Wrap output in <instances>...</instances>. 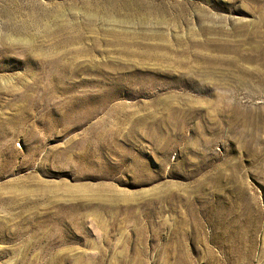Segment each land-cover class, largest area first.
I'll return each mask as SVG.
<instances>
[{
	"label": "rangeland",
	"instance_id": "rangeland-1",
	"mask_svg": "<svg viewBox=\"0 0 264 264\" xmlns=\"http://www.w3.org/2000/svg\"><path fill=\"white\" fill-rule=\"evenodd\" d=\"M262 52L264 0H0V264H264Z\"/></svg>",
	"mask_w": 264,
	"mask_h": 264
},
{
	"label": "bare ground",
	"instance_id": "bare-ground-1",
	"mask_svg": "<svg viewBox=\"0 0 264 264\" xmlns=\"http://www.w3.org/2000/svg\"><path fill=\"white\" fill-rule=\"evenodd\" d=\"M119 9H120V8H119ZM131 9H132V8H131ZM157 11H158V10H157ZM111 12H112V11H111ZM138 12H139V11H138ZM106 13H107V12H106ZM111 14H112V13H111ZM260 23H261V22H260ZM202 33H203V32H202ZM118 34H119V33H118ZM122 34H123V33H122ZM253 34H254V33H252L251 36H254ZM114 35H116V34H114ZM124 35H125V34H124ZM249 35H250V34H249ZM77 36H78V35H77ZM111 36H112V33H111ZM117 36H118V35H117ZM125 36H126V35H125ZM237 36H238V35H237ZM246 36H248V33H247ZM70 37H71V36H70ZM75 37H76V36H75ZM129 37H130V36H129ZM129 37H128V38H129ZM202 37H203V36H202ZM249 37H250V36H249ZM255 37H256V35H255ZM71 38H72V37H71ZM77 38H78V37H77ZM207 38H208V37H207ZM244 38H245V37H244ZM250 38H251V37H250ZM252 38H254V37H252ZM126 39H127V38H126ZM208 39H209V38H208ZM75 40H76V39H75ZM79 40H80V39H79ZM114 40H115V39H114ZM174 40H175V39H174ZM205 40H206V39H205ZM244 40H245V39H244ZM246 40H247V38H246ZM67 41H68V40H67ZM111 41H112V40H111ZM115 41H116V40H115ZM120 41H121V40H120ZM206 41H207V40H206ZM247 41H248V40H247ZM253 41H254V40H253ZM253 41H252V42H253ZM260 41H261V40H260ZM241 42H243V40H242ZM241 42H240V43H241ZM252 42H251V43H252ZM113 43H115V42L113 41ZM210 43H211V42H210ZM230 43H232V42H230ZM233 43H234V42H233ZM244 43H245V42H244ZM111 44H112V43H111ZM116 44H117V43H116ZM118 44H119V43H118ZM120 44H121V42H120ZM122 44H123V41H122ZM202 44H203V43H202ZM215 44H216V42H215ZM222 44H223V43H222ZM254 44H255V43H254ZM254 44H253V45H254ZM262 44H263V43H262ZM236 45H237V44H236ZM251 45H252V44H251ZM124 46H126V44H125ZM137 46H138V45H137ZM216 46H217V45H216ZM225 46H226V45H225ZM248 46H250V45H248ZM261 46H262V45H261ZM126 47H127V46H126ZM152 47L156 48L154 45H153ZM152 47H151V48H152ZM165 47H166V46H165ZM205 47H206V46H205ZM205 47H203V48H205ZM213 47H214V46H213ZM213 47H212V48H213ZM232 47H233V46H232ZM250 47H251V46H250ZM118 48H120V47H118ZM123 48H125V47H122V49H123ZM181 48H182V47H181ZM206 48H207V47H206ZM206 48H205V49H206ZM156 49H157V48H156ZM171 49H172V48H171ZM201 49H202V48H201ZM207 49H208V48H207ZM213 49H214V48H213ZM41 50H42V49H41ZM87 50H88V48H87ZM117 50H118V49H117ZM125 50L127 51L126 48H125ZM129 50H130V49H129ZM149 50H150V49H149ZM192 50H193V49H192ZM216 50H217V49H216ZM225 50H227V49H225ZM249 50H250V48H249ZM82 51H83V50H82ZM123 51H124V50H123ZM123 51H122V52H123ZM143 51H144V50H142L141 52L143 53ZM153 51H155V49H154ZM157 51H159V50H157ZM171 51H172V50H171ZM203 51H204V50H203ZM218 51H219V50H218ZM218 51H217V52H218ZM221 51H222V50H221ZM229 51H230V50H228L227 52H229ZM244 51L247 52L248 50L245 49ZM244 51H243V52H244ZM75 52H79V50H78V51H75ZM128 52H129V51H128ZM138 52L140 53V50H138L136 53H138ZM159 52H160V51H159ZM222 52H224V51H222ZM236 52H237V51H236ZM241 52H242V50H241ZM243 52H242V53H243ZM118 53H119V52H118ZM130 53H131V52H130ZM147 53H148V52H147ZM157 53H158V52H157ZM220 53H221V52H220ZM230 53H231V52H230ZM230 53H229V54H230ZM248 53H249V52H248ZM248 53H247V54H248ZM250 53H251V52H250ZM262 53H264V52H262ZM140 54H141V53H140ZM143 54H144V53H143ZM154 54H155V53H154ZM185 54H186V53H185ZM198 54H199V53H198ZM225 54H226V53H225ZM229 54H228V55H229ZM231 54H233V53H231ZM240 54H241V53H240ZM253 54H254V52H253ZM255 54H256V53H255ZM87 55H88V54H87ZM137 55H139V54H137ZM145 55H146V52H145ZM156 55H157V54H156ZM175 55H176V54H175ZM248 55H249V54H248ZM168 56H169V55H168ZM259 56H260V55H259ZM158 57H159V56H158ZM193 57H194V56H193ZM213 57H214V56H213ZM222 57H223V56H222ZM156 58H157V57H156ZM159 58H160V57H159ZM182 58H183V57H182ZM182 58H181V59H182ZM202 58H204V57H202ZM210 58H211V57H210ZM210 58H209V59H210ZM217 58H218V57H217ZM220 58H221V57H220ZM226 58H227V57H226ZM228 58H230V57L228 56ZM238 58H239L241 61H243V60H247V59H245L243 56H239ZM146 59H148V58H146ZM175 59H176V58H175ZM186 59H187V58H186ZM204 59H205V58H204ZM215 59H216V58H215ZM222 59H224V58H222ZM222 59H221V60H222ZM177 60H178V55H177ZM202 60H203V59H202ZM206 60H208V59H206ZM206 60H205V61H206ZM216 60H217V59H216ZM219 60H220V59H219ZM230 60H231V59H230ZM132 61H133V60H132ZM164 61H165V60H164ZM188 61H189V60H188ZM210 61H211V59H210ZM210 61H209V62H210ZM213 61H214V60H213ZM224 61H225V60H224ZM233 61H234V60H233ZM175 62H176V60H175ZM209 62H207V63H209ZM214 62H215V61H214ZM245 62H246V61H245ZM256 62H259V60H257ZM262 62H263V60H262ZM55 63H57V62H55ZM116 63H117V62H116ZM211 63H213V62H211ZM217 63H218V60H217ZM239 63H240V62H238L237 64H239ZM248 63L252 64V62H248ZM260 63H261V62H260ZM61 64H62V63H61ZM161 64H162V63H161ZM215 64H216V63H215ZM218 64H219V63H218ZM228 64H229V63H228ZM231 64L234 65V63H231ZM245 64H246V63H245ZM162 65H163V64H162ZM223 65H224V63H223ZM225 65H226V64H225ZM242 65H243V67H244V64H242ZM257 65H258V63H257ZM178 66H179V65H178ZM234 66H235V65H234ZM239 66H240V67H238V69H241L242 66H241L240 64H239ZM245 66H246V65H245ZM247 66H248V65H247ZM261 66H262V65H261ZM261 66H260V67H261ZM224 67H225V66H224ZM208 68H209V66H208ZM210 68H211V67H210ZM245 68H247V67H245ZM254 68H255V67H254ZM61 69H62V68H61ZM183 69H184V68H183ZM204 69H205V68H204ZM204 69H203V70H204ZM251 69H252V68H251ZM51 70H52V69H51ZM62 70H63V69H62ZM208 70H209V69H208ZM224 70H225V69H224ZM226 70H227V69H226ZM241 70H243V68H242ZM247 70H248V69H247ZM253 70H254V69H253ZM253 70H252V72H253ZM205 71H206V70H205ZM206 72H207V71H206ZM209 72H210V71H209ZM224 72H225V71H224ZM227 72H228V70H227ZM227 72H225V73L227 74ZM233 72H234V71H233ZM236 72H237V71H236ZM236 72H235V73H236ZM238 72L240 73V70H239ZM238 72H237V73H238ZM243 72H244V70H243ZM255 72H256V71H255ZM53 73H54V72H53ZM57 73H58V72H57ZM239 73H238V74H239ZM248 73H249V70H248ZM210 74H211V73H210ZM210 74H209V75L207 74V75L210 77V76H211ZM243 74H244V73H243ZM245 74H246V73H245ZM249 74H250V73H249ZM196 75H197V74H196ZM205 75H206V74H205ZM234 75H235V74H234ZM241 75H242V74H241ZM256 75H257V74H256ZM227 76H228V75H227ZM227 76H226V77H227ZM229 76H230V75H229ZM238 76H239V75H238ZM242 76H243V75H242ZM247 76H248V75H247ZM247 76H245V77H247ZM263 76H264V75H263ZM222 77H223V76H222ZM236 77H237V76H236ZM253 77H256V76H253ZM257 77H258V76H257ZM259 77H261V76H259ZM210 78H211V77H210ZM223 78H224V77H223ZM237 78H238V77H237ZM242 78H243V80H244V77H242ZM242 78H241V79H242ZM250 78H252V77H250ZM211 79H212V78H211ZM221 79H222V78H221ZM224 79H225V78H224ZM224 79H223V80H224ZM239 79H240V78H239ZM246 79H247V78H246ZM248 79H249V78H248ZM207 80H208V79H207ZM207 80H206V81H207ZM219 80H220V79H219ZM243 80H242V81H243ZM251 80H252V79H251ZM251 80H249V81H251ZM255 80H258V79H255ZM260 80H262V79H260ZM263 80H264V79H263ZM244 81H245V80H244ZM252 81H253V80H252ZM208 82H209V81H208ZM224 82H225V81H224ZM232 82H233V81H232ZM253 82H254V81H253ZM258 82H259V81H258ZM217 84H218V83H217ZM259 85H260V84H259ZM261 86L263 87V85H261ZM218 96H219V95H218ZM218 96H217V97H218ZM214 97H215V96H214ZM215 98H216V97H215ZM217 99H218V98H217ZM194 100H195V99H194ZM219 100H220V99H219ZM221 100H222V99H221ZM194 102H195V101H194ZM218 103H219V102H218ZM213 105H214V103H213ZM215 105H216V101H215ZM217 106H218V105H217ZM224 106H225V105H224ZM194 107H195V106H194ZM198 108H199V107H198ZM215 108H216V107H215ZM226 108H227V106H226ZM169 109H170V107H169ZM167 110H168V109H167ZM171 110H172V109H171ZM213 110H214V109H213ZM221 110H222V108H221ZM225 110H226V109H225ZM167 112H168V111H167ZM251 112H252V111H251ZM245 113H246V112H245ZM127 114H128V113H127ZM246 114H247V113H246ZM218 115H219V114H218ZM259 116H260V115H259ZM162 117H163V116H162ZM117 118H118V117H117ZM227 118H228V117H227ZM236 118H237V116H236ZM255 118H256V117H255ZM161 119H162V118H161ZM209 119H210V118H209ZM209 119H208V120H209ZM230 119H231V118H230ZM238 119H239V118H238ZM225 120H226V119H225ZM228 120H229V119H228ZM164 121H165V120H164ZM229 121H230V120H229ZM229 121H228L229 124H230L231 122H233V121H231V122H229ZM181 122H182V121H181ZM239 122H240V121H239ZM250 122H251V121H250ZM235 123H236V122H235ZM251 123H252V122H251ZM249 124H250V123H249ZM95 125H96V124H95ZM113 125H114V124H113ZM175 125H176V124H175ZM263 125H264V124H263ZM161 126H162V125H161ZM169 126H170V125H169ZM229 126H230V125H229ZM261 126H262V125H261ZM116 127H117V126H116ZM120 127H121V126H120ZM142 127H143V126H142ZM179 127H180V126H179ZM139 128H140V127H139ZM180 128H181V127H180ZM113 129H114V128H113ZM116 129H117V128H116ZM119 129H120V128H119ZM142 130H144V129L142 128ZM243 130H244V129H243ZM258 130H259V129H258ZM112 131H113V130H112ZM115 131H116V130H115ZM138 131H139V130H138ZM175 131H176V130H175ZM136 132H137V131H136ZM139 132H140V131H139ZM139 132H138V133H139ZM244 132H245V131H244ZM247 132H248V131H247ZM247 132H246V133H247ZM257 132H259V131H257ZM119 133H120V132H119ZM141 133H142V132H141ZM163 133H165V132H163ZM242 134H243V133H242ZM140 135H141V134H140ZM247 135H248V133H247ZM109 136H110V135H109ZM111 136H112V135H111ZM141 136H142V135H141ZM153 137H154V136H153ZM239 137H240V136H239ZM245 137H246V136H245ZM102 139H103V138H102ZM251 139H252V138H251ZM255 139H256V138H255ZM256 141H257V140H256ZM112 143H113V142H112ZM118 144H119V143H118ZM161 144H162V143H161ZM154 146H155V145H154Z\"/></svg>",
	"mask_w": 264,
	"mask_h": 264
}]
</instances>
